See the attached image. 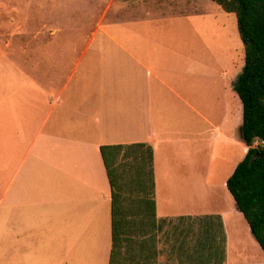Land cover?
Instances as JSON below:
<instances>
[{
  "label": "crops",
  "instance_id": "crops-1",
  "mask_svg": "<svg viewBox=\"0 0 264 264\" xmlns=\"http://www.w3.org/2000/svg\"><path fill=\"white\" fill-rule=\"evenodd\" d=\"M25 1L36 2L41 19L50 11L51 0ZM205 2L123 0L133 8L130 18L102 21L82 49L65 48L63 55L59 25L46 30L43 21L35 35L28 34L35 43L18 55L36 80L21 90L40 101L42 111L27 145L10 148L5 135L0 165L5 264H108L113 193L118 246L128 263L243 264L250 255L260 256L226 188L248 149L240 136L235 79L219 70L223 83H209L204 93L203 83H189L197 68L189 69L183 43H168L181 35L161 32L157 38L153 10L170 7L172 20L181 23L202 17ZM13 42L12 36L5 45L17 53ZM184 45L187 49V39ZM200 69L203 73V65ZM9 101L4 100L5 116ZM136 144L152 151V220L142 210L136 153L144 148ZM101 147H111L108 169ZM122 162L130 171L129 208L119 191ZM235 239L245 247L232 254Z\"/></svg>",
  "mask_w": 264,
  "mask_h": 264
},
{
  "label": "rangeland",
  "instance_id": "rangeland-1",
  "mask_svg": "<svg viewBox=\"0 0 264 264\" xmlns=\"http://www.w3.org/2000/svg\"><path fill=\"white\" fill-rule=\"evenodd\" d=\"M122 1L58 0L57 3L56 0L58 5L53 8L51 0L50 7H48L50 11L46 10L44 18L41 19L37 13L40 9L36 2L0 0V147L2 148L0 165L4 163L5 135L9 136L7 142L10 148L27 145L38 127V118L42 111V103L40 101L37 103L25 90H21V85L31 86L36 80V73L32 71V68H28L30 64L26 63L23 58L20 59L18 55V53L24 54L23 50L28 47V42L35 43V40L30 39L28 34L35 35L44 22L46 30H49L54 22L60 26L62 55L64 49L69 47L78 52L84 46L85 37L102 21H124L132 16L133 8L126 6ZM205 1L204 7H200V10H203V16L196 20L185 18L181 20V23H175V20H172L175 12L171 11L170 7H161L153 12L157 15L155 23L159 33L157 38L162 36L161 32L181 35L182 39L178 41L176 39L170 41L167 38L168 43H183V49L187 50L184 54L188 57L189 69L197 68L196 76L191 73L189 83H203V91L208 93L209 90L205 87L209 83H223V80L218 77L219 70H224L227 77L236 79L243 67V47L238 36L235 16L224 12L220 6L210 0ZM193 6L191 3L188 4L189 8ZM172 7L179 9V7ZM12 36L17 53L12 51V47L7 48L5 45ZM185 39H187V49L184 45ZM2 51L3 55H1ZM81 65L78 69V78L83 73L84 61ZM201 65H203V73L200 69ZM58 81L59 77L55 74L53 82L58 83ZM15 91H18V94L13 97L9 96V93ZM6 97L10 98L9 103H11L7 116H5L4 102ZM20 98H22L23 105H21ZM13 106L17 109L12 108ZM20 129L23 130V136L21 133L18 134ZM259 144L260 142L256 140L252 143V147H257ZM119 168L121 185L119 191L122 194L124 206L129 208L130 171L127 170L124 162L119 165ZM244 247L243 242L232 240L231 252L232 254L237 253ZM260 253V256L254 254L245 258L243 264L264 263V253L262 251ZM4 254V232L0 230V264H5ZM154 261L145 262V264H152Z\"/></svg>",
  "mask_w": 264,
  "mask_h": 264
},
{
  "label": "trees",
  "instance_id": "trees-1",
  "mask_svg": "<svg viewBox=\"0 0 264 264\" xmlns=\"http://www.w3.org/2000/svg\"><path fill=\"white\" fill-rule=\"evenodd\" d=\"M211 1L219 5L224 12L234 14L244 54L243 67L234 81L233 88L242 105L240 136L248 149L228 177L226 188L264 253V0ZM256 140L260 144L252 147ZM134 146L144 148L136 153V176L142 191V210L152 220V151L143 144ZM109 148L111 147H101V155L107 169L109 163L106 150ZM256 153L259 155L253 159ZM112 204V247L108 264H136L126 262L125 253H122L118 246L114 193Z\"/></svg>",
  "mask_w": 264,
  "mask_h": 264
},
{
  "label": "water",
  "instance_id": "water-1",
  "mask_svg": "<svg viewBox=\"0 0 264 264\" xmlns=\"http://www.w3.org/2000/svg\"><path fill=\"white\" fill-rule=\"evenodd\" d=\"M258 155H259V153H256V154L254 155L253 159L256 158Z\"/></svg>",
  "mask_w": 264,
  "mask_h": 264
}]
</instances>
